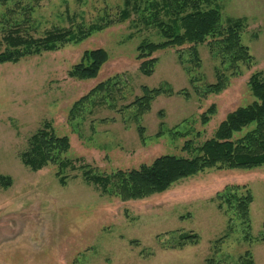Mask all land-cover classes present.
Masks as SVG:
<instances>
[{"label": "rangeland", "instance_id": "obj_1", "mask_svg": "<svg viewBox=\"0 0 264 264\" xmlns=\"http://www.w3.org/2000/svg\"><path fill=\"white\" fill-rule=\"evenodd\" d=\"M124 2L25 1L34 8L35 37L54 27L78 32L108 26L82 43L0 65V177L7 179L0 181V264H244L247 253L254 264H264V167L209 170L162 194L128 202L102 195L83 178L90 169L111 174L151 165L166 155L190 157L194 153L185 149L186 143L201 146L229 114L251 105L255 98L250 78L264 70V0H220L225 26L228 19L246 20L243 44L255 63L242 66V74L221 94L206 97L194 88L203 92L217 81L219 60L208 44L197 47L202 67L193 73V85L178 59L180 50L187 58L190 46L155 53V72L144 76L137 48L144 41L158 43L163 38L158 28L138 22L139 11L123 20ZM5 12L0 8V14ZM98 49L107 51L109 60L97 78L69 77L85 51ZM117 75L118 86L85 100L72 112L94 88ZM166 83L175 95L159 97L137 125L126 106L142 96V87ZM183 90L189 98L177 94ZM213 105L216 113L205 124L202 116ZM45 123L57 136L70 139L66 157L77 169L65 172L64 186L56 177L57 166L34 172L20 159ZM231 186L252 192L249 228L233 212L219 208L218 196ZM183 234L198 235V244L173 248Z\"/></svg>", "mask_w": 264, "mask_h": 264}, {"label": "trees", "instance_id": "obj_2", "mask_svg": "<svg viewBox=\"0 0 264 264\" xmlns=\"http://www.w3.org/2000/svg\"><path fill=\"white\" fill-rule=\"evenodd\" d=\"M26 0H0V8L6 12L0 14V65L18 64L23 60L41 56L44 53L56 52L72 43H82L93 33L101 31L108 25L91 26L89 29H72L54 27L43 36L35 37L31 31L34 8L25 4ZM220 0H145L142 6L137 0H125L122 10L123 20L131 17L133 11H139V21L146 26L158 28L161 42L144 41L137 48V60L141 62L140 71L144 76H152L158 59L153 55L170 48H187L179 51V61L195 83L193 73L200 70L202 60L198 46L208 44L214 57L219 60L216 68V83L204 87L201 96L221 94L233 78L242 74V66L251 67L255 60L248 47L243 44V32L246 29L245 19H228L223 24L219 7ZM12 5V7H10ZM183 50V49H182ZM187 59L188 65L184 62ZM109 54L103 49L85 51L81 62L69 72V77L76 80H91L98 77L102 67L108 62ZM120 76L117 75L106 83L99 84L90 94L75 104L79 108L83 102L93 96L109 92L110 87L118 86ZM255 101L229 114L219 126L214 137L201 146L193 148L191 142L185 149L194 153L190 157L166 155L157 158L151 165H143L139 169L129 171L118 170L111 174L95 172L92 169L83 173L85 182L93 185L102 195L116 198L123 202L139 201L168 191L174 184L197 176L209 170H244L251 171L264 167V70L254 73L249 81ZM142 96L126 106L129 117L137 123L151 111L153 103L159 97L175 95L169 84L157 88L142 87ZM177 94L189 98L185 90ZM114 107V105H113ZM125 112V111H123ZM213 105L202 116L208 123L215 115ZM52 126H44L30 139L27 151L20 155L22 163L34 172L55 165L56 177L61 185H66L65 172L76 170L74 162L66 157L71 149L68 137L56 135ZM143 137V128H139ZM5 183L7 179L0 177ZM219 208L227 213L233 212L246 228L250 227V206L254 202L251 190L246 187H227L223 195H219ZM227 207V208H226ZM230 220V230H232ZM264 241V236L261 239ZM199 237L196 234H183L173 248H184L196 245ZM220 247L216 246V252ZM244 264H254L250 253L246 254ZM213 264V262H210Z\"/></svg>", "mask_w": 264, "mask_h": 264}]
</instances>
